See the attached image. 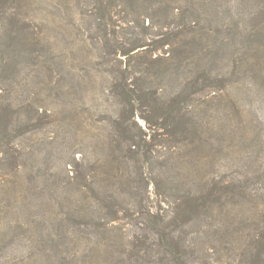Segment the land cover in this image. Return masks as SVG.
I'll return each instance as SVG.
<instances>
[{
    "label": "trees",
    "instance_id": "16d2710c",
    "mask_svg": "<svg viewBox=\"0 0 264 264\" xmlns=\"http://www.w3.org/2000/svg\"><path fill=\"white\" fill-rule=\"evenodd\" d=\"M32 1L0 0L2 247L14 236L9 235L11 225L4 218L13 206L21 184L18 178L27 166L14 138L40 128L52 115L46 109L40 110L41 97L36 90L20 99L14 95L15 86L22 82L21 71L29 66H44L52 79L51 66L56 63L63 67L66 63L65 57L52 55L42 24L30 11ZM182 1L184 4L180 0H76L79 18L87 25L84 42L95 49V70L108 78L101 121L107 125V155L117 167L109 169L108 161L99 157L90 160L85 154L73 158L70 170L65 166L62 203L76 202L80 193L83 203L63 215L64 228L57 237H73L74 241L73 245L66 243L71 258L65 261L63 256L60 264H214L212 257H206L207 249L191 240L197 223L223 243L229 257L235 253L232 246L227 247L234 239L231 217L243 204H256V192L264 184L260 165L241 175L195 178L173 191L170 199H162L167 208L159 206L154 212L145 206L140 193L141 204L136 209L121 205L123 192L118 187L124 183L127 190L133 191L138 186L129 172L119 169L123 163L133 160L134 174H138L142 165L134 157L143 155L150 160V149L159 144L161 137L176 149L195 147L201 141L210 147L211 99L217 91L249 74L264 81V4L257 13L249 10V25L245 27L239 19L229 25L216 23L202 11L207 5L216 7L218 0ZM229 3L234 18L238 12L233 9L239 3ZM130 21L136 22L138 30L128 25ZM222 32L229 40L227 44L240 39L225 72L218 70L222 46L227 45L220 37ZM163 76L172 82L169 90L156 81ZM96 77L94 72L89 74V82ZM136 118L149 130H160L154 142L147 141ZM32 173L28 167L29 189L40 176ZM202 173L199 168V176ZM248 226V222L243 223L244 228ZM252 226L246 250L253 260L245 264H264V207ZM87 239L90 243H84ZM55 240L50 237L45 242ZM210 249L212 256L215 248Z\"/></svg>",
    "mask_w": 264,
    "mask_h": 264
},
{
    "label": "rangeland",
    "instance_id": "374dc122",
    "mask_svg": "<svg viewBox=\"0 0 264 264\" xmlns=\"http://www.w3.org/2000/svg\"><path fill=\"white\" fill-rule=\"evenodd\" d=\"M230 1L218 0L216 7L207 5L202 11L216 23L229 25L239 19L246 27L249 25V10L257 13L264 4V0H234L239 5L233 10L239 16L232 18L233 13L228 10ZM180 2L184 4L182 0ZM30 11L42 24L41 28L52 46V55L57 59L65 57L66 63L63 67L56 63L51 66L52 79L44 66H29L21 71L22 82L15 86L14 95L20 99L36 90L41 97L40 110L46 109L52 115L40 128L14 138V145L17 150L23 151L27 166L18 178L21 184L18 185L13 206L5 214L4 219L11 225L9 235L14 236L6 242L7 246L0 245V264H60L64 258L69 261L71 257L66 243L73 245V237L65 239L57 236L64 228L61 224L63 215L82 204L83 196L77 194L76 202L69 205L62 203L65 198L61 190L62 184L66 183L65 166L70 170L73 158L85 154L90 160L99 157L108 161L109 169L117 167V162L107 155V125L101 121L104 117L101 109L106 106L103 94L108 78L95 70V49L92 50L88 41L84 42L87 25L79 18L76 0H33ZM128 25L138 30L135 21H130ZM224 34L222 32L220 37L227 44L229 40ZM239 40L234 39L222 46L219 72L228 70L230 56L237 53ZM93 72L97 77L89 82V74ZM156 81L168 90L172 83L166 76ZM81 87L84 88L82 94ZM211 100L210 147L201 141L195 147L186 145L176 149L167 138L161 137L159 144L150 149V160L143 155L134 157L142 165L138 174H134L133 160L129 159L128 165L123 163L119 167L122 173L129 172L138 185L133 191L127 190L124 183V186L118 187L123 192L122 207L136 209L141 204V194L145 206L154 212L159 206L167 208L162 199H170L173 191L186 187L195 178L231 173L241 175L242 171H251L257 165L264 170V81L249 74L238 82H230ZM136 119L145 131L147 141L154 142L153 137L160 130H149L141 119ZM28 167L32 169V174L40 175L31 189L27 187ZM199 168L203 172L200 176ZM112 188L117 189L115 186ZM256 193V204H243L231 217L234 239L231 244L227 243V247H233L235 253L232 257L223 248V243L215 239L203 224L194 225L196 233L191 235V240L198 247L207 249L206 257L208 260L212 257L214 264H245L253 260L251 252L246 250L247 233L253 231V223L260 219L264 207V184ZM246 222L250 226L244 228L243 223ZM50 237L58 241L46 243ZM89 240H84V243H90ZM211 247L215 248L212 256ZM261 257L264 259L263 254Z\"/></svg>",
    "mask_w": 264,
    "mask_h": 264
}]
</instances>
